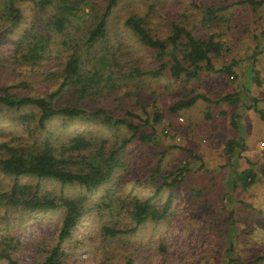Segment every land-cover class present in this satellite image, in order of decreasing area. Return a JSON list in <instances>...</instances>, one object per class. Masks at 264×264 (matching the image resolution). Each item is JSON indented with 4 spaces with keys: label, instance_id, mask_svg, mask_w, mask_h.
<instances>
[{
    "label": "rangeland",
    "instance_id": "obj_1",
    "mask_svg": "<svg viewBox=\"0 0 264 264\" xmlns=\"http://www.w3.org/2000/svg\"><path fill=\"white\" fill-rule=\"evenodd\" d=\"M105 1L68 0L75 5L72 15L56 31L49 22L57 0L45 5L16 0L20 16L14 25L4 16L5 2L0 0V87L8 86L17 95H45L58 86L63 62L76 43L83 70L101 80L96 90L82 96L63 87L54 104L101 108L111 120L134 123L137 133L148 135L145 141L129 140L119 150L120 163L110 178L88 192L76 183L61 186L49 178L19 177L30 186L38 184L41 192L83 197V212L60 244L61 264H222L228 258L231 264H264V0L254 6L248 0H117L106 18L105 35L87 48L84 34ZM128 16L142 17L150 34L161 39L172 22L197 38L213 35L221 50L210 61L215 68L231 63L232 75L202 68L194 77L183 72L172 77L166 55L159 75L133 74L135 69L154 68L157 60L155 49L141 44L125 24ZM31 34L48 39L34 62L22 58ZM227 92H235L237 101H214ZM195 93L203 97L169 109ZM37 117L31 105H0V144L25 148L49 137L60 145L81 135L90 142L78 153L87 158L94 150L106 154L130 134L125 124L104 123L98 117L55 115L41 127ZM229 138L236 142L227 155L224 143ZM181 166L186 170L171 182ZM245 167L255 172L254 182L232 185ZM10 182L0 172V187ZM147 197L158 209L166 205L164 215L134 227L130 203ZM61 214V207L0 205V249L21 264H39L56 242ZM103 226L128 230L109 235ZM0 264L7 262L0 258Z\"/></svg>",
    "mask_w": 264,
    "mask_h": 264
},
{
    "label": "trees",
    "instance_id": "obj_2",
    "mask_svg": "<svg viewBox=\"0 0 264 264\" xmlns=\"http://www.w3.org/2000/svg\"><path fill=\"white\" fill-rule=\"evenodd\" d=\"M15 1L4 0V16L11 25L16 24L20 16L19 8ZM51 1L38 0V4L45 5ZM248 1L254 6L263 0ZM116 2L117 0H106L97 20L92 26L87 28L83 37V44L87 48L105 35L106 18ZM74 7L75 5L69 3L68 0H57L49 25L54 30L61 31L65 22L69 21V16L72 15L71 10ZM209 12L212 13L210 10ZM125 24L141 44L155 49L156 66L144 71L135 69L133 72L135 75H159L167 64L162 60L164 55L168 56V70L172 77H178L181 72L187 78L194 77L197 75L198 70L202 68L222 71L230 76L232 75L231 63L215 68L210 61V55L217 54L221 50V44L213 38V35H209L205 39L197 38L183 25L172 22L170 32L165 38L161 39L150 34L145 20L140 16H128L125 19ZM30 38L22 52V58L25 61L34 62L42 57L48 45V39L36 34H31ZM77 46L78 44L74 43L70 47L61 68L62 76L58 86L45 95H17L9 92L8 86L0 87V105L13 108L25 105L35 107L38 110L37 123L40 127L44 125L45 121L55 115L66 117L87 116L98 117L104 123L125 124L130 131L129 135L122 137L119 143L110 147L106 154L103 155L101 152L100 155L99 151L94 150L91 151L87 158L84 157L85 155L78 153L80 147L90 142L89 140H84L81 135L72 136L65 142L60 143V145L54 144L49 137H43L39 145L25 147L30 149L14 147L4 143L0 144V172L11 177V182L7 188L0 187V205L5 208L20 207L27 210H47L55 207H61L62 209L56 242L39 264H61L62 250L60 249V244L69 236L83 212V197H72L63 194L55 196L49 192H41L38 184L30 186L27 183L20 182L19 177L21 175H31L36 178H49L59 182L61 186L76 183L88 192L110 178L120 163L117 158L118 152L129 140L134 137L141 141L148 139L147 134L137 133V125L134 123L126 122L121 118L111 120L101 108L88 111L78 105L65 104L56 106L54 104L55 96L65 86L72 87L79 96L84 95L88 89L96 90L98 88L97 85L101 78L97 73H87L83 70L82 54L77 49ZM181 59L186 65L182 64ZM201 62L203 63L201 64ZM197 97H203V94L195 93L189 97L178 99L169 106V109L174 111L181 107L189 106ZM217 100L235 102L237 101V95L235 92H227L214 101ZM262 100L264 101V98ZM156 118L155 115L153 119L156 120ZM229 122L230 125H234V118L231 117ZM235 142V139L232 138L225 141L224 151L227 155L233 152V144ZM64 145L69 148L67 154L61 149ZM74 163H79L80 165L74 167ZM183 170H186L184 166L179 167L174 172L171 182L177 181ZM254 180L255 172L250 167H245L236 173L235 178L232 180V185L238 183L241 187H247ZM163 184L165 183L163 182ZM130 206L128 213L134 222V227L146 219L157 220L161 218L166 207L164 204L161 209L156 208L150 203V197L142 200L134 198ZM103 230L109 235H114L126 232L128 229L103 226ZM0 258L5 260L7 264H21L5 249H0ZM231 261L232 259L228 258L222 264H231ZM123 264H130V260H126Z\"/></svg>",
    "mask_w": 264,
    "mask_h": 264
}]
</instances>
